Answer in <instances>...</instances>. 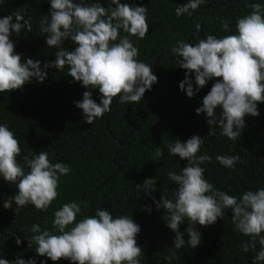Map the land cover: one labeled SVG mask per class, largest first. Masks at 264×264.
I'll list each match as a JSON object with an SVG mask.
<instances>
[{"label": "trees", "instance_id": "obj_1", "mask_svg": "<svg viewBox=\"0 0 264 264\" xmlns=\"http://www.w3.org/2000/svg\"><path fill=\"white\" fill-rule=\"evenodd\" d=\"M78 2V0H74ZM88 3L95 0H87ZM108 7L111 0H100ZM188 0H121L148 8L149 31L146 38L132 37L139 48L138 60L151 65L158 78L151 90L146 91L139 103H119L113 99L111 111L98 118L92 125L83 119L82 110L74 102L81 101L85 91L92 92V98L99 104L98 89H88L80 82H73L68 67L60 71L44 69L47 78L43 83L35 78L21 90L0 93V124H7L20 142L21 154L18 163L24 165V156L47 151L49 159L67 164L68 175L60 177L59 197L47 212H40L33 205L16 210L5 209L3 204L9 196L18 192L15 183H7L0 177V258L15 260L17 256L28 260L35 258L36 264H72L61 259L53 262L38 256L35 244L28 247L27 232L33 224L41 229L53 231V213L64 203L77 202L81 213L92 216L96 209H107L113 217L129 215L139 224L141 231L136 237L143 249L141 264H253L255 250L244 252L241 244L249 237L234 230L232 210L224 209V216L214 225L204 227L197 224L201 233L200 245L192 249L173 247L175 233L167 228L166 212L157 210L156 201L164 195L175 199L176 185L168 180L169 171L180 173L187 165L186 160L169 153L168 145L178 138L186 142L193 135L205 138L198 155L208 154L211 162L201 165L204 177L216 189L229 195L240 196L247 190L264 188V103L258 104L259 116H245V129L237 140L220 136H208L209 125L206 115H197L196 108L202 106L203 97L210 91L215 79L210 80L192 98L181 91L179 84L185 79L186 70L179 67L178 58L172 53L177 40L192 43L194 40L214 35L221 38L236 34V20L250 14L246 4L264 0H205L189 17H177L175 8ZM115 7V5H112ZM19 8L25 19L31 18L32 31L22 30L17 36L16 52L24 58L39 60L41 66L55 59L56 48L46 44V34L40 31V21L50 12L49 0H0V18ZM229 22V31L222 29L221 21ZM200 24L198 31L196 25ZM126 35L121 30V36ZM68 50L76 45L65 40ZM195 88V74H191ZM153 90V91H152ZM217 113L221 109L217 108ZM157 148L163 152L155 157ZM218 155H239L234 169H228L216 160ZM28 172L27 167L24 168ZM157 181L156 191L146 194L142 185L147 178ZM151 208V212L147 208ZM185 221L180 225L184 239H189ZM73 225H69L70 229ZM67 230V229H66ZM264 235V233H262ZM19 237L20 245L15 243ZM176 253V259L168 261L166 256ZM264 264V262H260Z\"/></svg>", "mask_w": 264, "mask_h": 264}, {"label": "clouds", "instance_id": "obj_2", "mask_svg": "<svg viewBox=\"0 0 264 264\" xmlns=\"http://www.w3.org/2000/svg\"><path fill=\"white\" fill-rule=\"evenodd\" d=\"M50 12L40 21V31L46 34V44L56 48L55 59L45 63L24 58L16 52V42L11 38L24 30L32 31L31 18L25 19L19 8L0 18V93L21 90L33 78L43 83L47 78L44 69L55 68L62 71L68 67V75L73 82H80L88 89H98L100 103L92 98L91 91H85L81 101L74 102L82 110L83 119L92 125L98 118L111 111L115 97L119 103H139L145 92L151 90L158 78L151 65L138 60L139 48L132 37L146 38L149 31L148 8L111 0L104 7L100 0H49ZM205 0H188L175 8V14L191 17ZM115 5V7H112ZM250 14L236 20V34L217 38L208 35L192 43L177 40L172 53L178 58L179 67L186 70L185 79L179 88L189 98L194 97L210 80L215 79L210 91L203 97L202 106L196 108L197 115H206L209 125L208 136H220L237 140L245 129V116H259L258 104L264 103V5L246 4ZM222 29L229 31V22L221 21ZM200 30V24L196 25ZM121 30L126 35L121 36ZM70 39L76 47L65 48L64 41ZM195 74V85L191 74ZM221 111L217 113V108ZM206 138V137H205ZM205 138L193 135L186 142L178 138L168 145L169 153L186 160L187 165L180 173L169 171L168 180L177 187L175 199L164 195L159 201L153 199L157 210L166 212L168 229L175 233L173 247L197 248L201 243V233L197 224L208 227L224 216V209L232 210L234 230L248 240L241 244L244 252L260 250L253 258V264L264 262V188L247 190L240 196L220 191L205 179V168L212 157L198 155ZM21 154L19 140L7 124H0V177L7 183H15L18 192L9 196L3 204L5 209L16 210L33 205L40 212H47L59 197L60 177L71 171L64 163H52L47 151L24 156V165L17 161ZM160 148L155 157L161 158ZM216 160L225 168L234 169L242 162L239 155H218ZM29 169L25 172L24 168ZM154 177L144 180L145 193L156 191ZM151 212V208H147ZM81 213L77 202L64 203L53 213V231L41 229L33 224L27 231L28 247L35 244L38 256L53 262L61 259L72 264H141L143 249L136 237L141 231L139 224L131 216L113 217L107 209H96L92 216L85 215L77 221ZM185 221L189 239H184L180 225ZM69 225H73L70 229ZM67 229V230H66ZM15 243H22L19 237ZM176 253L165 259H176ZM0 264H36L35 258L25 260L19 256L10 260L0 258ZM43 264V262H42Z\"/></svg>", "mask_w": 264, "mask_h": 264}, {"label": "water", "instance_id": "obj_3", "mask_svg": "<svg viewBox=\"0 0 264 264\" xmlns=\"http://www.w3.org/2000/svg\"><path fill=\"white\" fill-rule=\"evenodd\" d=\"M152 70L155 71L154 67H152ZM152 91H153V90H152ZM146 94H147V92H146Z\"/></svg>", "mask_w": 264, "mask_h": 264}]
</instances>
